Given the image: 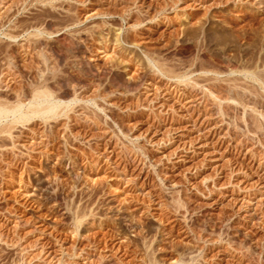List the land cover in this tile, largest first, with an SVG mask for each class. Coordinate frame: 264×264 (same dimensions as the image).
Returning a JSON list of instances; mask_svg holds the SVG:
<instances>
[{
    "label": "rangeland",
    "instance_id": "374dc122",
    "mask_svg": "<svg viewBox=\"0 0 264 264\" xmlns=\"http://www.w3.org/2000/svg\"><path fill=\"white\" fill-rule=\"evenodd\" d=\"M27 86L65 104L0 134V264H264V0H0Z\"/></svg>",
    "mask_w": 264,
    "mask_h": 264
},
{
    "label": "bare ground",
    "instance_id": "6f19581e",
    "mask_svg": "<svg viewBox=\"0 0 264 264\" xmlns=\"http://www.w3.org/2000/svg\"><path fill=\"white\" fill-rule=\"evenodd\" d=\"M30 87L31 86L28 87V90ZM49 91H48V89L47 90L46 89L40 90L39 88L33 89L31 87L32 97L30 99L28 97V102H26L27 99L24 101V100H20L19 98H18L19 99L18 101L11 103V104H7L8 102L7 103H1L0 102V134L1 133L2 134L3 133H10L11 134V132H12L11 130H13L18 125H20V128H22L21 125L27 126L26 125L27 123H29L30 121H32L36 118H41L43 120H49L52 118L57 119L59 116H61L60 112L62 110L60 112H59V110L62 107L64 102H62V100L55 98V96H53L54 93L52 94V92L51 91L49 92ZM1 123H2V125H1ZM77 216H79V215L77 214ZM77 218H79V217H77ZM78 222L81 223L80 220Z\"/></svg>",
    "mask_w": 264,
    "mask_h": 264
}]
</instances>
